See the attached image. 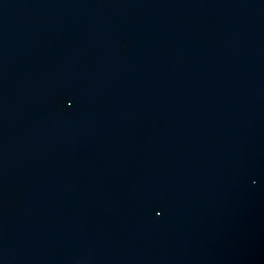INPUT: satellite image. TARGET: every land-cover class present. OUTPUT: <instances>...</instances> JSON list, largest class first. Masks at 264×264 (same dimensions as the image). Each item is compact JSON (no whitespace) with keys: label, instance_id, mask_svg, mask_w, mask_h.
Returning <instances> with one entry per match:
<instances>
[{"label":"water","instance_id":"95a60500","mask_svg":"<svg viewBox=\"0 0 264 264\" xmlns=\"http://www.w3.org/2000/svg\"><path fill=\"white\" fill-rule=\"evenodd\" d=\"M0 264H264V0H0Z\"/></svg>","mask_w":264,"mask_h":264}]
</instances>
